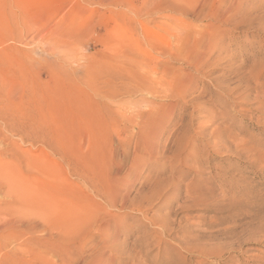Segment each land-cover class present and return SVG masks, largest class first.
<instances>
[{"label": "rangeland", "instance_id": "1", "mask_svg": "<svg viewBox=\"0 0 264 264\" xmlns=\"http://www.w3.org/2000/svg\"><path fill=\"white\" fill-rule=\"evenodd\" d=\"M59 109L92 186L25 167ZM0 170V264H264V0H0Z\"/></svg>", "mask_w": 264, "mask_h": 264}, {"label": "bare ground", "instance_id": "2", "mask_svg": "<svg viewBox=\"0 0 264 264\" xmlns=\"http://www.w3.org/2000/svg\"><path fill=\"white\" fill-rule=\"evenodd\" d=\"M134 13H138V12H134ZM133 13V14H134ZM135 15V14H134ZM136 16V15H135ZM174 27H172V38L175 40V44H176V48H174V50L170 49L168 51V54H170L171 56L173 55H176V53H184V55H186V60L187 61H192L194 62L195 60H198L199 59V55L198 54H195V47L202 44L203 40L205 37L207 36H204V35H201V34H198V32H190L189 30H185L182 26L179 27L178 29V26L176 24V22H174ZM177 26V28H176ZM175 29L178 31H175ZM171 32V31H170ZM210 37V35H209ZM208 37V38H209ZM207 39V38H206ZM208 41V39H207ZM149 43V42H148ZM147 43V44H148ZM149 46V45H148ZM204 47V46H203ZM198 48V47H197ZM176 51V52H175ZM199 52V51H198ZM178 54V55H180ZM183 55V56H184ZM201 57V55H200ZM184 59V60H185ZM90 96V95H89ZM79 98V97H78ZM91 98V97H90ZM88 99V98H87ZM85 100V99H84ZM86 102V101H85ZM78 106H76L78 109H80L81 106H84L83 103L79 100L78 102ZM88 103V102H87ZM86 108V107H85ZM59 112L56 113V118L51 115L49 116L48 118H45L46 121L45 122H42L41 125L42 128H45V127H50L51 128V125L54 126V124L56 125L55 126V130H54V134H50L48 137H46L45 139H42V144H43V147L44 148H47L49 150V152H51V154L47 157V155L49 153L47 152H44L43 150L40 151V155L38 156H43L42 159H40L41 157H39L40 160L43 161V163L41 162V164H39V162L37 161L38 158L36 160H34L35 158L34 157H30L28 160H27V164L25 165L26 169L27 170H33V169H37V171L39 172H42L43 170H46L48 169L51 165L50 163L53 162V163H56V164H59V165H62V167H65V169L68 171V173H70V176H72L73 180H75L76 182L78 183H81V184H84V185H88V186H92L94 184V181H93V178H90L91 176L90 175H87V173H91L93 175V172L95 170L94 168V163H91L90 165L88 164V160L90 159V154H89V148H90V144L88 141H86L85 139H80L79 141H77L75 144L72 143L70 145H67L61 138V135H62V131H63V126L61 124V116L63 114V110L59 109L58 110ZM70 111V110H69ZM76 112V111H74ZM75 114V113H74ZM82 114V113H81ZM48 116V115H47ZM65 116V115H64ZM71 116V115H70ZM82 117V116H81ZM43 121V120H42ZM72 128V127H71ZM77 128V127H76ZM46 129V128H45ZM49 129V128H48ZM68 129V128H67ZM78 129V128H77ZM52 131V130H51ZM45 132V131H44ZM49 133V132H47ZM68 135H71V134H68ZM77 136V135H76ZM84 136V135H83ZM67 141V140H66ZM72 147V148H71ZM86 149V150H84ZM47 151V150H46ZM93 154H95L93 152ZM51 156V157H50ZM95 156V155H94ZM44 158V159H43ZM94 158V157H93ZM95 159V158H94ZM96 161V160H95ZM53 163H52V167L53 168ZM39 164V165H38ZM38 165V166H37ZM50 165V166H49ZM42 166V167H41ZM56 167V165H55ZM54 167V168H55ZM33 168V169H32ZM35 171V170H33ZM0 172H3L1 174H4L5 176H2V177H6L7 180L11 183L12 182V179H10V176L8 174L7 171L4 172V170H0ZM38 174V172H37ZM41 174V173H40ZM39 174V175H40ZM5 179V178H4ZM66 181V180H64ZM37 187L39 188L40 187V181L36 180L35 179V183H34ZM64 185L67 186V189L68 190H71L70 188V184L69 183H64ZM52 190L58 192V191H62L64 192V189H63V185H55V184H52V186L50 187ZM20 190V189H19ZM27 191V190H26ZM14 192V191H13ZM24 192V191H23ZM21 192L19 195H18V198L19 200L21 201H25L27 202L29 198H31L30 195H34L32 192L28 191V192ZM17 193V192H16ZM35 195H37V192L35 193ZM16 196V195H15ZM18 200V199H17ZM14 201V200H13ZM23 203V202H22ZM21 203V204H22ZM51 203V201L49 202ZM53 203V202H52ZM51 204H48V205H52ZM25 204V203H24ZM23 204V206H24ZM32 204V202H31ZM29 203V205H31ZM46 204V203H44ZM42 205V204H41ZM46 205V207L48 206ZM54 207L56 209H58L57 207V204L56 202L53 203ZM76 206V205H75ZM44 207V206H42ZM49 207V206H48ZM53 207V209L55 210V208ZM70 207V206H69ZM25 208V207H24ZM31 208V207H30ZM35 208V207H34ZM50 208V207H49ZM72 207H70L69 210H71ZM28 209V208H27ZM43 209V208H42ZM46 209V208H45ZM52 209V207H51ZM60 209V207H59ZM79 209V208H77ZM75 210L78 211V210ZM32 210V209H30ZM26 211V210H25ZM29 211V210H28ZM33 212H35L34 210H32ZM31 211V212H32ZM56 211V210H55ZM20 212V211H19ZM30 212V213H31ZM37 212V211H36ZM39 212V211H38ZM37 212V213H38ZM50 212V215L52 214L51 212H54V211H49ZM64 212V211H63ZM67 212V211H66ZM46 213V212H45ZM56 213V212H55ZM54 213V214H55ZM19 214H23V211L22 213H19ZM19 214H16L18 216H16L13 220L9 221V223L6 225L5 227V230H11V229H14V231H18L19 233H22V234H27L29 236H31L33 233L35 234L36 233V228L38 227V222L36 220V218H39L40 216H43L44 212L41 213V215L39 217H36L34 219V217H31V216H28L26 213L23 214L24 216H19ZM32 214V213H31ZM67 214V213H66ZM65 214V215H66ZM27 215V216H26ZM34 215V214H33ZM39 215V214H37ZM58 215V213H57ZM68 215V214H67ZM35 216V215H34ZM52 216V215H51ZM56 217V216H55ZM49 219V217H47ZM54 219V217H52ZM63 218V217H62ZM40 219V218H39ZM47 219V220H48ZM52 220V219H50ZM50 220H49V223H50ZM64 221V220H63ZM52 223V221H51ZM62 223V222H61ZM59 223V224H61ZM50 225V224H49ZM52 225V224H51ZM50 225V226H51ZM53 226V225H52ZM56 227V225H54ZM59 226V225H58ZM54 227V228H55ZM93 227V226H92ZM53 228V229H54ZM38 229V228H37ZM56 229V228H55ZM51 230V229H49ZM48 230V231H49ZM95 231H97L99 234H103L104 232L107 233V231H109V227H108V224L107 226H100V227H97L94 229ZM47 231V230H46ZM53 232V230H51ZM55 231V230H54ZM11 232V231H10ZM51 232V233H52ZM13 233V231H12ZM50 233V232H49ZM16 234V233H15ZM22 236V235H21ZM25 236V235H23ZM22 236V237H23ZM17 237V236H16ZM15 238V237H14ZM3 254V253H2ZM18 256V255H17ZM5 257V256H4ZM7 257V256H6ZM5 257V258H6ZM2 258V257H1ZM98 258H94L92 259L88 264H101L102 263V260H98ZM17 260V259H16ZM96 261V262H95Z\"/></svg>", "mask_w": 264, "mask_h": 264}]
</instances>
